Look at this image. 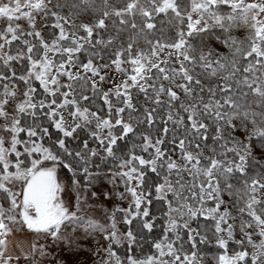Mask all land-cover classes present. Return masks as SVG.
Listing matches in <instances>:
<instances>
[{"label": "snow or ice", "instance_id": "1", "mask_svg": "<svg viewBox=\"0 0 264 264\" xmlns=\"http://www.w3.org/2000/svg\"><path fill=\"white\" fill-rule=\"evenodd\" d=\"M212 245L264 264V0H0V264Z\"/></svg>", "mask_w": 264, "mask_h": 264}, {"label": "trees", "instance_id": "2", "mask_svg": "<svg viewBox=\"0 0 264 264\" xmlns=\"http://www.w3.org/2000/svg\"><path fill=\"white\" fill-rule=\"evenodd\" d=\"M201 249H202L203 253H206L205 256H210L212 259H213L214 256H217L218 254H220V250L217 249L214 245H212V246H210L208 248H205V246H201Z\"/></svg>", "mask_w": 264, "mask_h": 264}, {"label": "rangeland", "instance_id": "3", "mask_svg": "<svg viewBox=\"0 0 264 264\" xmlns=\"http://www.w3.org/2000/svg\"><path fill=\"white\" fill-rule=\"evenodd\" d=\"M239 238V237H237ZM233 245H230L229 252H231ZM205 264H215V261L210 256H205Z\"/></svg>", "mask_w": 264, "mask_h": 264}]
</instances>
